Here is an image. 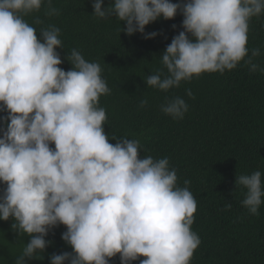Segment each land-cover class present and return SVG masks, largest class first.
<instances>
[{
    "label": "clouds",
    "instance_id": "clouds-1",
    "mask_svg": "<svg viewBox=\"0 0 264 264\" xmlns=\"http://www.w3.org/2000/svg\"><path fill=\"white\" fill-rule=\"evenodd\" d=\"M59 15L53 0H0V221L29 242L14 264H26L51 244L45 237L58 226L72 252L53 254L49 264H190L201 244L191 226L197 202L177 184L167 157H141L139 140L104 132L106 110L99 98L110 94L98 62L87 61L78 49L66 57L71 69L59 67L60 29L35 28L24 16L40 11ZM93 16H115L126 36L153 39L145 27L158 19L182 15L181 28L160 56L165 71L148 75L147 87L168 92L203 73H221L243 60L249 71L264 72L253 63L261 55L246 47L248 22L264 13V0H112L102 8L93 0ZM34 24H42L39 17ZM175 29V25L172 26ZM119 32V33H120ZM191 37V38H190ZM186 95L192 97L191 90ZM142 98L140 108L146 107ZM160 111L182 120L185 100L166 98ZM54 145V147H50ZM259 170L239 175L235 186L246 189L241 201L248 214L258 215L264 188ZM231 208L225 204V210Z\"/></svg>",
    "mask_w": 264,
    "mask_h": 264
},
{
    "label": "trees",
    "instance_id": "trees-1",
    "mask_svg": "<svg viewBox=\"0 0 264 264\" xmlns=\"http://www.w3.org/2000/svg\"><path fill=\"white\" fill-rule=\"evenodd\" d=\"M92 3L53 0L59 15L46 16L42 5L40 11L24 19L35 28L38 39L42 27L54 25L60 29L63 47L55 51L62 61L59 67L65 72L71 69L66 57L74 48L87 61L100 63L102 78L110 89V94L101 96L98 103L106 110L103 128L109 143L117 142L112 137L139 140L141 157H167L177 172L178 186L184 187L185 180L191 182L188 187L197 202L191 229L201 244L190 264H264V202L258 215L248 214L241 204L246 189L235 186L236 176L259 170L264 188V72H250L242 60L233 70L203 73L168 92L147 87L144 81L148 75L166 72L160 56L172 38L183 31L182 15L178 12L171 20L161 18L147 25L146 33L159 35L146 40L139 33L129 37L120 32L125 25L115 16H93ZM111 3L102 0V8ZM36 17L43 23L34 24ZM247 35L249 51L244 60L253 48H260L261 55L253 58V63L264 68V13L250 18ZM189 89L192 97L186 95ZM176 96L188 104L182 120L160 111L166 98ZM142 98L148 100L144 108L139 107ZM6 115L0 111V117ZM4 187L0 185V193ZM226 203L231 208L225 210ZM11 223V219L0 221V264H14L30 239L18 237ZM64 231V226L54 228L45 237L51 244L35 259H26V264H49L51 255L71 253L72 249L61 240ZM140 259L144 258L133 264H139ZM109 264H120L119 255Z\"/></svg>",
    "mask_w": 264,
    "mask_h": 264
}]
</instances>
